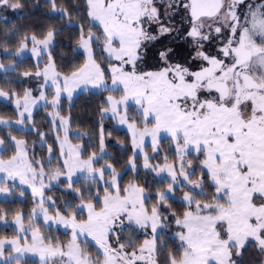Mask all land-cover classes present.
<instances>
[{"label": "snow or ice", "instance_id": "snow-or-ice-1", "mask_svg": "<svg viewBox=\"0 0 264 264\" xmlns=\"http://www.w3.org/2000/svg\"><path fill=\"white\" fill-rule=\"evenodd\" d=\"M0 103V264H264V0H0Z\"/></svg>", "mask_w": 264, "mask_h": 264}, {"label": "trees", "instance_id": "trees-1", "mask_svg": "<svg viewBox=\"0 0 264 264\" xmlns=\"http://www.w3.org/2000/svg\"><path fill=\"white\" fill-rule=\"evenodd\" d=\"M29 2L31 3L32 0H29ZM13 19L15 17H12ZM25 63H27V61H25ZM86 100H88V97L86 96V94H83V95H79L76 100H75V107L73 109V112L74 114H76L77 116H79V118L81 120H83L85 122V124H90L92 122H95V120L97 119V117H94L91 115L90 111H82V107L85 105V102ZM94 103V101H92ZM0 111H9V109L5 108L3 103H0ZM44 114V110L41 108L39 109V113L37 115V119H39L40 116H43ZM106 123L109 124V129H111V123L109 121L106 120ZM75 127V125H74ZM126 131L123 130V129H120V128H117L115 131H114V134H113V137H112V144L110 145L109 147V150L110 151H113L115 150L116 148H118V146H115V138L117 136H119L120 138H123L125 135H126ZM39 158V157H37ZM143 175V173L141 174ZM128 179V176L126 175L125 176V181ZM0 203H3V199L0 200ZM9 206H13V207H18L19 204H15V205H9ZM30 207V205H29ZM4 231H8V232H11V228H7L5 229V227L0 223V232H4Z\"/></svg>", "mask_w": 264, "mask_h": 264}, {"label": "rangeland", "instance_id": "rangeland-1", "mask_svg": "<svg viewBox=\"0 0 264 264\" xmlns=\"http://www.w3.org/2000/svg\"><path fill=\"white\" fill-rule=\"evenodd\" d=\"M78 92H79V90H78ZM118 128H120V129H123V130H125L126 132H127V129H126V127H118ZM149 143H150V141H149ZM2 198H0V200H1ZM2 224V223H1ZM3 225V224H2ZM62 233H63V228L61 227L60 228V230H59V232H56L55 234H57V235H62Z\"/></svg>", "mask_w": 264, "mask_h": 264}]
</instances>
